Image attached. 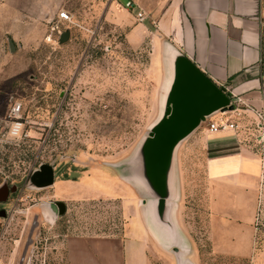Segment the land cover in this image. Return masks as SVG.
Instances as JSON below:
<instances>
[{"label":"rangeland","instance_id":"obj_1","mask_svg":"<svg viewBox=\"0 0 264 264\" xmlns=\"http://www.w3.org/2000/svg\"><path fill=\"white\" fill-rule=\"evenodd\" d=\"M107 8L106 0H0V187L17 188L0 204L7 215L0 218V264H72L77 238L88 244L103 227L119 234L131 224L133 238L154 233L149 246H166L154 264L176 262L175 224L153 221L160 197L143 150L165 114L166 73L153 62L150 41L131 48L126 31L105 19ZM62 11L72 23L59 19ZM16 105L26 137L10 135ZM202 151L185 140L175 149L184 192L174 179L169 194L179 203L183 197L192 237L207 248ZM42 164L55 168L54 187L35 190L28 177ZM55 201L67 210L52 221L42 205ZM260 209L263 247L264 200ZM174 231L184 243L183 231Z\"/></svg>","mask_w":264,"mask_h":264},{"label":"crops","instance_id":"obj_2","mask_svg":"<svg viewBox=\"0 0 264 264\" xmlns=\"http://www.w3.org/2000/svg\"><path fill=\"white\" fill-rule=\"evenodd\" d=\"M128 1L133 10L126 8ZM106 2L105 19L126 31L131 48L150 41L151 58L166 73L165 105L176 62L188 59L236 109L209 120L229 118L239 126L236 130L211 133L206 121L185 139L203 148L207 187L201 233L207 248L192 237L183 197L180 203L172 200L167 216L175 224L169 226L175 264H264V246L257 245L264 200V125L258 116L264 115V0H124V6L118 0ZM139 12L146 15L143 22L137 19ZM179 170L173 164L171 185L177 187L176 179L183 193ZM104 228L87 238L88 244L84 237L77 238L78 245L70 250L72 264H154L156 254L166 249L161 243V250L149 246L154 233L147 236V228V235L139 238H133L132 224L119 234ZM176 228L185 234L184 243Z\"/></svg>","mask_w":264,"mask_h":264},{"label":"water","instance_id":"obj_3","mask_svg":"<svg viewBox=\"0 0 264 264\" xmlns=\"http://www.w3.org/2000/svg\"><path fill=\"white\" fill-rule=\"evenodd\" d=\"M69 36V31L63 33L59 43L66 42ZM10 47L14 51L11 41ZM166 100L165 116L151 129L143 146L146 168L160 197L155 214L165 225L169 223L167 210L171 206L169 202H172L169 184L175 149L211 116L234 110L222 90L188 59L176 62L174 83ZM54 176L53 166L42 164L29 175L28 187L35 190L50 188L54 185ZM16 191L15 185H1L0 204L6 203L10 194ZM42 207L52 221L63 216L67 210L66 204L61 201L45 202Z\"/></svg>","mask_w":264,"mask_h":264},{"label":"built area","instance_id":"obj_4","mask_svg":"<svg viewBox=\"0 0 264 264\" xmlns=\"http://www.w3.org/2000/svg\"><path fill=\"white\" fill-rule=\"evenodd\" d=\"M126 8L129 10H133L134 8V4L132 2H129L126 4ZM59 19L63 22H69L72 23V16L70 13H68L67 11H62L59 14ZM137 19L140 22H143L146 19V15L143 12H139L137 14ZM20 105H16L15 107L11 108V115L10 117L13 120V124L11 127V131H10V135L14 136V137H26V134L24 133V127L22 124V121L19 120V114L21 112L20 109ZM236 112V109L228 111V112H224L222 114H226V113H233ZM259 119L262 123V125H264V115L262 114H258ZM239 126L232 122L229 118H223L220 119L218 121H209L208 122V131L211 133H217L223 130H236ZM28 136V135H27Z\"/></svg>","mask_w":264,"mask_h":264},{"label":"flooded vegetation","instance_id":"obj_5","mask_svg":"<svg viewBox=\"0 0 264 264\" xmlns=\"http://www.w3.org/2000/svg\"><path fill=\"white\" fill-rule=\"evenodd\" d=\"M166 106V105H165ZM167 107L168 106H166V108H165V112H166V110H167ZM165 116V115H164ZM163 116V117H164ZM161 121V120H160ZM159 121V122H160ZM36 170V169H35ZM10 186V185H9ZM11 187V186H10ZM48 189V188H47ZM45 190V189H44ZM6 212H5V210L3 209V208H0V216L2 217V218H5L7 215L5 214Z\"/></svg>","mask_w":264,"mask_h":264}]
</instances>
